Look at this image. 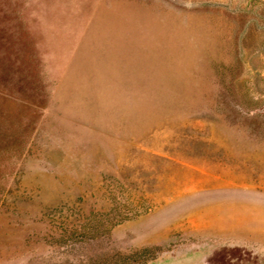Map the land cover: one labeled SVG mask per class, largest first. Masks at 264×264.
<instances>
[{
	"label": "rangeland",
	"instance_id": "374dc122",
	"mask_svg": "<svg viewBox=\"0 0 264 264\" xmlns=\"http://www.w3.org/2000/svg\"><path fill=\"white\" fill-rule=\"evenodd\" d=\"M0 264H264V0H0Z\"/></svg>",
	"mask_w": 264,
	"mask_h": 264
},
{
	"label": "crops",
	"instance_id": "0c3cea01",
	"mask_svg": "<svg viewBox=\"0 0 264 264\" xmlns=\"http://www.w3.org/2000/svg\"><path fill=\"white\" fill-rule=\"evenodd\" d=\"M45 23L43 21L37 26L29 25L28 28L36 36L34 38L37 48L35 69L39 74L38 82L43 88L45 87L47 91L51 92L52 97L49 103H52L57 94L59 96L64 95L63 92L66 91L68 78L71 74H75L78 61L82 60L80 49L83 42L79 38V33L78 37L76 36L77 31H73L75 35L70 36L72 40L69 41L66 34L67 30L63 24L55 25V32L51 34L49 23ZM93 60L95 61V59Z\"/></svg>",
	"mask_w": 264,
	"mask_h": 264
}]
</instances>
